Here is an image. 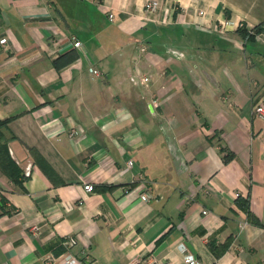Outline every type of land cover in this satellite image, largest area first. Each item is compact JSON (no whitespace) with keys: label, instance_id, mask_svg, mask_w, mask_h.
<instances>
[{"label":"crops","instance_id":"crops-1","mask_svg":"<svg viewBox=\"0 0 264 264\" xmlns=\"http://www.w3.org/2000/svg\"><path fill=\"white\" fill-rule=\"evenodd\" d=\"M145 1L0 0V131L22 171H0V264H264V30L235 31L264 0H155L154 19Z\"/></svg>","mask_w":264,"mask_h":264},{"label":"built area","instance_id":"built-area-1","mask_svg":"<svg viewBox=\"0 0 264 264\" xmlns=\"http://www.w3.org/2000/svg\"><path fill=\"white\" fill-rule=\"evenodd\" d=\"M91 1H98V0H91ZM157 11V3L155 0H146L143 4V13L145 15L148 16V14H153V16L155 15ZM201 11H199L200 13ZM109 18H111V13H108ZM154 19V18H153ZM223 24V23H221ZM255 35H258V33H256ZM254 35V36H255ZM259 36V35H258ZM69 39L72 41V45L75 47L80 48L81 47V43L79 40L75 39L72 35L69 36ZM5 42V37H0V43ZM90 71L94 74H98L99 71L94 68V67H90L89 68ZM141 81H146L147 80V76H141L140 77ZM251 113L262 119L264 121V100L263 98H258L256 101H254L252 108H251ZM74 133L73 130H71L69 132V134ZM131 163V160H127V164L129 165ZM24 173L25 174H29V168L28 166L25 167L24 169ZM93 188V185L89 182H83L82 184V189L83 191H91ZM145 185L143 183V190L139 193V198L142 200H147L152 196V193L149 191V189H145ZM202 213H206L207 210L206 209H202L201 210ZM31 229L33 231H37V227L35 225L31 226ZM63 242L67 245V246H71L74 244L75 240L73 237L68 236L66 237ZM41 260L43 262V264H98L96 262V260L94 259H82L77 257L76 255H74L72 252H70L69 250H66L62 253L59 254H53L49 251L44 252L41 255ZM127 264H203L201 259L198 258L194 253L185 251L183 253H181L180 257L173 261V260H160L158 258H156L155 256H153L150 252L148 253H144V254H139L136 255L134 257H132Z\"/></svg>","mask_w":264,"mask_h":264},{"label":"trees","instance_id":"trees-1","mask_svg":"<svg viewBox=\"0 0 264 264\" xmlns=\"http://www.w3.org/2000/svg\"><path fill=\"white\" fill-rule=\"evenodd\" d=\"M264 30V19L259 21L257 24L252 25L251 27L247 28L243 24L237 26L235 28V31L244 39L252 40L254 38V35L260 31ZM73 58H68L63 64L69 62ZM53 62L55 63V67L60 66L61 64L57 62V59H54ZM7 118L0 119V127L6 126V123L8 121ZM7 139L3 137L0 131V171L3 172L8 178H10L12 181L19 183V175H22V171L19 168V166L15 163V161L11 158L8 152L7 148ZM223 147H220L222 149ZM230 156V153L223 154V159L226 160ZM108 186H100V189L107 188ZM235 202L245 211L246 218L249 222L258 224V221L255 217L252 216L250 211L247 207V201L246 198H241L240 196H236ZM229 242V239H226L224 241V246L227 245ZM222 245V246H223Z\"/></svg>","mask_w":264,"mask_h":264},{"label":"rangeland","instance_id":"rangeland-1","mask_svg":"<svg viewBox=\"0 0 264 264\" xmlns=\"http://www.w3.org/2000/svg\"><path fill=\"white\" fill-rule=\"evenodd\" d=\"M156 3H157V1H156ZM199 11H201L200 13H199ZM197 13L198 14H202L203 13V11L202 10H198L197 11ZM147 17H149V19L151 18V19H153L154 18V16H153V14H148V16Z\"/></svg>","mask_w":264,"mask_h":264}]
</instances>
